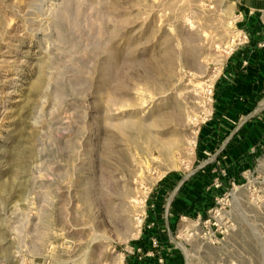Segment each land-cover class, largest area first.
Here are the masks:
<instances>
[{
	"label": "rangeland",
	"instance_id": "1",
	"mask_svg": "<svg viewBox=\"0 0 264 264\" xmlns=\"http://www.w3.org/2000/svg\"><path fill=\"white\" fill-rule=\"evenodd\" d=\"M249 47L264 0H0V264H264V147L226 179L212 118Z\"/></svg>",
	"mask_w": 264,
	"mask_h": 264
},
{
	"label": "crops",
	"instance_id": "2",
	"mask_svg": "<svg viewBox=\"0 0 264 264\" xmlns=\"http://www.w3.org/2000/svg\"><path fill=\"white\" fill-rule=\"evenodd\" d=\"M214 91L212 118L220 122L215 123L216 129L229 132L219 148L224 151L219 163L226 171V179H236L252 166L259 149L264 147V114L258 122L248 121L264 98V50L249 47L235 51L223 64ZM259 111H264V107ZM212 167L203 170L199 167L189 183L176 194L173 216L202 215L211 206L215 193L211 185L218 178ZM224 180L221 179V184Z\"/></svg>",
	"mask_w": 264,
	"mask_h": 264
},
{
	"label": "bare ground",
	"instance_id": "3",
	"mask_svg": "<svg viewBox=\"0 0 264 264\" xmlns=\"http://www.w3.org/2000/svg\"><path fill=\"white\" fill-rule=\"evenodd\" d=\"M154 142H155V141H154ZM233 199H234V201L236 200L235 197H234ZM178 246L182 249V251L185 253V255H188L187 251L185 250L184 245L178 244ZM186 257H187V256H186Z\"/></svg>",
	"mask_w": 264,
	"mask_h": 264
},
{
	"label": "water",
	"instance_id": "4",
	"mask_svg": "<svg viewBox=\"0 0 264 264\" xmlns=\"http://www.w3.org/2000/svg\"><path fill=\"white\" fill-rule=\"evenodd\" d=\"M263 107H264V106H260V107L258 108V110L262 109ZM258 110H257V111H258ZM251 116H252V115H251Z\"/></svg>",
	"mask_w": 264,
	"mask_h": 264
},
{
	"label": "built area",
	"instance_id": "5",
	"mask_svg": "<svg viewBox=\"0 0 264 264\" xmlns=\"http://www.w3.org/2000/svg\"><path fill=\"white\" fill-rule=\"evenodd\" d=\"M216 186H218L217 182H216Z\"/></svg>",
	"mask_w": 264,
	"mask_h": 264
}]
</instances>
